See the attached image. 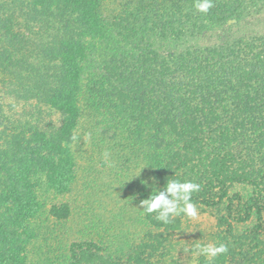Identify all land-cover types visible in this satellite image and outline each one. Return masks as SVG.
<instances>
[{
    "label": "trees",
    "instance_id": "trees-1",
    "mask_svg": "<svg viewBox=\"0 0 264 264\" xmlns=\"http://www.w3.org/2000/svg\"><path fill=\"white\" fill-rule=\"evenodd\" d=\"M193 5L0 0V84L64 118L67 160L74 143L91 142L102 167L130 176L136 206L153 177L158 188L169 179L200 184L192 202L215 220L209 243L228 252L196 264H264V0H214L206 15ZM141 20L149 33L137 28ZM15 150L0 154L9 160ZM70 215L68 204L52 206L44 221L56 228ZM187 220L164 225L138 207L144 235L133 246L85 239L42 264H163L161 232H179Z\"/></svg>",
    "mask_w": 264,
    "mask_h": 264
},
{
    "label": "rangeland",
    "instance_id": "rangeland-1",
    "mask_svg": "<svg viewBox=\"0 0 264 264\" xmlns=\"http://www.w3.org/2000/svg\"><path fill=\"white\" fill-rule=\"evenodd\" d=\"M111 7L119 9L116 3ZM258 21L257 29L264 32V15ZM147 24L148 20H141L137 28L149 33ZM168 49L162 45L157 52ZM1 115L0 152L12 146L16 156L8 160L0 154V264H42L45 256L62 259L71 243L85 239L105 241L106 237L114 247L140 241L144 230L136 222L138 206L129 198L130 176L116 175L108 160L102 167L91 142L74 143L71 162L67 160L62 156L64 118L34 101L15 98L0 84ZM64 185L66 189L60 190ZM63 204L71 209L69 219L56 228L51 219L45 223L49 209ZM187 221L179 232H161L156 256L163 264H196V245L209 244L214 218L199 213L197 219ZM58 246L61 249L55 253L50 251Z\"/></svg>",
    "mask_w": 264,
    "mask_h": 264
},
{
    "label": "clouds",
    "instance_id": "clouds-1",
    "mask_svg": "<svg viewBox=\"0 0 264 264\" xmlns=\"http://www.w3.org/2000/svg\"><path fill=\"white\" fill-rule=\"evenodd\" d=\"M193 6L198 13L206 15L213 8L214 0H194ZM151 179L152 184L143 181L144 187L151 189L147 198L139 201L138 207L143 215L151 216L154 214L155 220L164 225L170 224L174 218L181 215L193 220L198 218L197 205L192 202V195L200 191V184L191 180L169 179L162 188H158L155 186V178ZM227 252L228 246L224 243L218 245L214 243L197 244L195 247L197 256L210 259H215Z\"/></svg>",
    "mask_w": 264,
    "mask_h": 264
}]
</instances>
